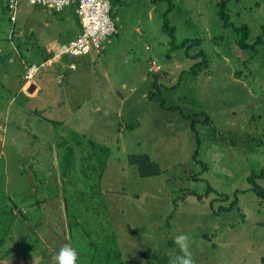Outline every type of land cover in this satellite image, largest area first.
<instances>
[{
	"label": "rangeland",
	"instance_id": "1",
	"mask_svg": "<svg viewBox=\"0 0 264 264\" xmlns=\"http://www.w3.org/2000/svg\"><path fill=\"white\" fill-rule=\"evenodd\" d=\"M222 1L115 0L102 55H64L75 70L39 67L20 94L24 65L80 23L73 6L51 14L22 0L13 28L0 0V264H56L66 244L77 264H169L177 233L195 264H264V198L247 181L264 188V37L244 50L233 28L252 43L264 0ZM149 59L177 79L154 86ZM58 68L37 93L32 80ZM132 154L159 173L141 175Z\"/></svg>",
	"mask_w": 264,
	"mask_h": 264
},
{
	"label": "built area",
	"instance_id": "2",
	"mask_svg": "<svg viewBox=\"0 0 264 264\" xmlns=\"http://www.w3.org/2000/svg\"><path fill=\"white\" fill-rule=\"evenodd\" d=\"M19 1L5 0L11 21H15ZM27 2L46 6L55 12H61L70 6L74 7L75 15L80 23V32L58 46V55L76 57L92 50L99 54L105 48L104 41L117 33V27L111 16L110 0H27ZM69 66L75 68L74 64ZM38 69V65H30L26 70V79L32 78ZM159 69L160 67L151 61L150 71L157 72Z\"/></svg>",
	"mask_w": 264,
	"mask_h": 264
},
{
	"label": "crops",
	"instance_id": "3",
	"mask_svg": "<svg viewBox=\"0 0 264 264\" xmlns=\"http://www.w3.org/2000/svg\"><path fill=\"white\" fill-rule=\"evenodd\" d=\"M20 1H22V0H20ZM20 1H19V3H18V6L21 4L20 3ZM2 2H3V5H4V8H5V10L7 11V13H8V19H9V22L10 23H12V27L13 28H15V22H16V18H15V21H11L10 20V13H9V11H8V9H7V7H6V5H5V0H2ZM28 4H31V3H29V2H27ZM32 5V4H31ZM34 5V4H33ZM38 7H42V6H40V5H38ZM46 6H44L43 8H45ZM19 8V7H18ZM47 9H49L50 10V12H51V14L52 13H59V12H55V11H53V10H51L50 8H48L47 7ZM61 13V12H60ZM75 13V12H74ZM21 31V28H19V30H18V32H20ZM78 32H79V29H78ZM78 32L76 33V35L78 34ZM12 34L11 35H13V32H11ZM75 35V36H76ZM74 36V37H75ZM63 43V42H62ZM147 48V47H146ZM57 49H58V44H53V43H50V45H48V48H47V51H46V53H50V56L47 58V60L46 61H43V57H44V55L46 54V53H44L43 55H41V61H40V64L38 65L41 69L42 68H44V67H49V65L51 66V65H55L56 67H60V68H62V69H66V63H67V68L69 69V70H75V68H76V63L72 60V59H69V58H66L65 56H62V55H58V53H57ZM105 49V48H104ZM93 53H95V56L96 55H98L96 52H93ZM89 55V54H88ZM81 56H87V55H81ZM70 57H75V56H70ZM76 57H78V56H76ZM10 59V58H9ZM9 59H7V62H9ZM151 61H154L155 62V60L154 59H149L148 61H147V73H148V75H149V77H151L150 79H151V81L153 82V85H154V82H156L157 81V85H162V84H167L168 82H167V80L166 79H168L170 82H172V81H174V80H176L177 79V76H173L172 75V72L171 71H169V70H164L163 69V67L161 66V64L160 63H158V62H155L159 67H160V69H159V71H157V72H152V71H150V66H151ZM42 63V64H41ZM32 64H35V63H32ZM47 64H48V66H47ZM70 64H74L75 65V68H70ZM31 65V64H30ZM30 65H24V71H23V78H25V81L19 86V88H18V90H20L19 91V93L21 94V93H23V87H24V84H26V81H28V80H26V70H27V68H28V66H30ZM40 69V70H41ZM54 70V69H53ZM49 71V72H51V73H53L54 71ZM163 72V73H161V75H157L156 73H158V72ZM40 72V71H39ZM38 72V73H39ZM62 72H64V71H60L59 72V68H58V70H57V72H55V73H53V74H55L54 76H52L51 74H49V73H47V74H42L43 75V80H41L40 78L38 79V80H35V79H33L32 80V82L35 84V86H34V84L32 85L33 86V88L35 89V87L37 86L38 87V89H36V92L37 93H41L42 92V90L44 89V87L46 86V83H44L45 82V80H47L49 77H55V78H57V80L59 81L60 79L58 78V77H60V74L62 73ZM37 73V74H38ZM36 74V75H37ZM154 74V75H153ZM150 75H152V76H150ZM49 76V77H48ZM41 80V81H40ZM42 83H44L43 85H42ZM178 83V80L177 81H175V82H173V88H174V86H175V84H177ZM125 87H126V84L124 85ZM155 86V85H154ZM38 90V91H37ZM39 94H37V96L39 97ZM149 94H150V97H151V93L149 92H147V93H143V96H145V97H148L149 98ZM26 96H27V94H25ZM28 98V97H27ZM151 99V98H150ZM10 102L11 101H9L8 102V104L10 105ZM160 104V103H159ZM48 105L50 106V107H48V109H50V110H56L57 112H59V110L61 109L62 110V108H63V105H61L60 103H59V100L56 98V99H54V98H51V100H50V102L48 103ZM160 106L163 108V109H168V110H171L172 111V109H171V107H167L166 105H161L160 104ZM95 110V109H94ZM98 110H100V108L98 109ZM173 111H175V110H173ZM204 114H206L204 111H200L199 112V115L200 116H202V115H204ZM181 115V114H180ZM172 117H173V115L167 120L168 122H171L172 121ZM183 118H188V117H186V116H182ZM52 120V119H51ZM55 121H56V119H54V120H52L51 121V123H52V125H53V123H55ZM192 125L194 126L193 127V129H192ZM187 127H190L191 129H192V133L193 134H195L196 133V127H195V124H194V122L193 121H189V123H188V125H187ZM211 128V127H210ZM197 150H198V148H195V154H194V156H196L197 155Z\"/></svg>",
	"mask_w": 264,
	"mask_h": 264
},
{
	"label": "trees",
	"instance_id": "4",
	"mask_svg": "<svg viewBox=\"0 0 264 264\" xmlns=\"http://www.w3.org/2000/svg\"><path fill=\"white\" fill-rule=\"evenodd\" d=\"M114 1L115 0H110L111 5L114 3ZM224 1H226V0H223L222 3H224ZM222 14H223L222 11H220V14L219 15L221 17H222ZM164 25H165V30L168 32L169 36L171 37V44L175 45V47H178V45L175 44L174 38H173L174 37V30L175 29L173 27H170L167 21H165V24ZM225 25H230V23L228 21H225ZM233 28H234V30L237 33L238 32L241 33V38L239 40V46H240L241 49H244V50L245 49L254 50L257 45H259L260 43H263L262 42V38L264 37V25H263V28H262V32L254 39V41L252 43H249V40H247V38H248V32H247V30H246L245 27H240V28L233 27ZM79 32H80V28H79ZM91 52H94V50L90 51L89 53H87L85 55H88ZM103 52H104V49L98 55H102ZM49 56H50V53L49 54L46 53L44 55V57H43V61H46ZM200 56H202V59L199 62L196 63L195 67H192V70L190 71V73L197 74L203 67H206V61H205L204 56L203 55H200ZM154 85L155 86L157 85V81L154 82ZM149 98H151L150 95H149ZM158 102L162 106L164 105V102L163 101L159 100ZM193 127L194 126L192 125V129H193ZM90 146H92L93 148L95 147L93 143H91ZM70 148L72 149V147H70ZM128 160H129V162L131 164L137 165V168L139 170V173L141 175H143V176H145V175L146 176L157 175L159 173L158 170H157V166H156L157 164H156V162L153 161V160H151V157H149V155H147V154H132V155H129L128 156ZM261 175L264 178V172H262ZM256 179H257V175L253 174V175H251V176H249L247 178V181H249L250 183H252L251 190L255 194H257L259 197L264 198V188L261 187V186H259L256 183ZM211 191H213V190H211ZM236 194H237V191L233 193L234 196H236ZM228 198H229V196H227V195L224 196V199H228ZM233 207H234V204L232 202L227 208H225V210H230Z\"/></svg>",
	"mask_w": 264,
	"mask_h": 264
},
{
	"label": "clouds",
	"instance_id": "5",
	"mask_svg": "<svg viewBox=\"0 0 264 264\" xmlns=\"http://www.w3.org/2000/svg\"><path fill=\"white\" fill-rule=\"evenodd\" d=\"M173 239L179 252L170 258L169 264H195L187 235L177 233ZM77 256L76 250L71 245L66 244L56 254V264H77Z\"/></svg>",
	"mask_w": 264,
	"mask_h": 264
}]
</instances>
